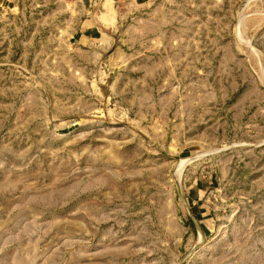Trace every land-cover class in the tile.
<instances>
[{
  "label": "rangeland",
  "instance_id": "1",
  "mask_svg": "<svg viewBox=\"0 0 264 264\" xmlns=\"http://www.w3.org/2000/svg\"><path fill=\"white\" fill-rule=\"evenodd\" d=\"M100 3L0 0V264H264V0Z\"/></svg>",
  "mask_w": 264,
  "mask_h": 264
},
{
  "label": "crops",
  "instance_id": "2",
  "mask_svg": "<svg viewBox=\"0 0 264 264\" xmlns=\"http://www.w3.org/2000/svg\"><path fill=\"white\" fill-rule=\"evenodd\" d=\"M107 0H100V4L102 5L103 10H109L110 8H107L105 6ZM114 4L117 6V0H114ZM115 9V7H114ZM119 24V21L115 18L113 19H85L82 20L79 24V27L76 31V37L78 43H92L93 41H99L98 39H103L104 37L109 36V31L105 28L107 27H117ZM98 37V39H96ZM97 48L94 51H98L99 55H102L103 52L107 51L109 49V46H105L100 44V41L98 42ZM94 45V44H93Z\"/></svg>",
  "mask_w": 264,
  "mask_h": 264
},
{
  "label": "bare ground",
  "instance_id": "3",
  "mask_svg": "<svg viewBox=\"0 0 264 264\" xmlns=\"http://www.w3.org/2000/svg\"><path fill=\"white\" fill-rule=\"evenodd\" d=\"M187 162H188L187 159H183V160L179 161V167L177 169L178 174L182 173V169L184 168V166Z\"/></svg>",
  "mask_w": 264,
  "mask_h": 264
},
{
  "label": "water",
  "instance_id": "4",
  "mask_svg": "<svg viewBox=\"0 0 264 264\" xmlns=\"http://www.w3.org/2000/svg\"><path fill=\"white\" fill-rule=\"evenodd\" d=\"M178 188H179V192H181V186L179 183H178ZM194 223L198 226V223L196 221H194Z\"/></svg>",
  "mask_w": 264,
  "mask_h": 264
}]
</instances>
